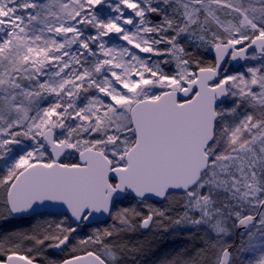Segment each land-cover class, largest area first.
I'll use <instances>...</instances> for the list:
<instances>
[{
  "label": "snow or ice",
  "instance_id": "6c2138e0",
  "mask_svg": "<svg viewBox=\"0 0 264 264\" xmlns=\"http://www.w3.org/2000/svg\"><path fill=\"white\" fill-rule=\"evenodd\" d=\"M0 169V264H264V0H0Z\"/></svg>",
  "mask_w": 264,
  "mask_h": 264
},
{
  "label": "rangeland",
  "instance_id": "374dc122",
  "mask_svg": "<svg viewBox=\"0 0 264 264\" xmlns=\"http://www.w3.org/2000/svg\"><path fill=\"white\" fill-rule=\"evenodd\" d=\"M230 71H239V70H243L242 68V64L239 65L238 67L235 66L234 64H232L229 68ZM0 171H2V169H0ZM135 202L133 200H131L130 198L128 199H121V205L122 206H129L131 204H134ZM151 203L155 204L156 207H160V208H166L167 206L164 204V202H160V201H151ZM141 211H145V209L141 208ZM50 212H43V214L45 216H47V214ZM171 215H174V213H170ZM36 218H42V217H36ZM32 223V218H16L14 220L8 221V222H0V232L2 231H8V230H13V229H25L28 228L30 226V224ZM113 224V221L111 219H107L106 221H104L103 223H95V224H91L89 227H86L84 229V232H89L91 230L92 227H106V226H110ZM166 224V225H165ZM168 229L167 231L162 232V234L160 233V227L157 229H154L152 231L149 230H138L141 232H143V236L146 235H150V244H151V250L147 253V255L143 256V257H138V259H142L143 264H159V261L162 258V255L159 256L157 254V250L156 248H158V244H163L162 242L158 243V238L163 237L165 238L169 243H167V247L165 249H170L173 248V246H180L182 245V243L184 241H186V238H188V232L187 229L183 230V228L179 229V231H177V229H175L174 227H172L167 221H165L163 223L162 226H164ZM137 231V232H138ZM159 231V233H158ZM148 233V234H147ZM83 234V233H81ZM134 234V233H132ZM139 235V234H138ZM137 237V236H136ZM156 238V239H154ZM165 240V241H166ZM190 240V239H189ZM198 246L199 247L200 244L197 241ZM189 244V241H187V245ZM182 247L180 248H176L174 250L171 251V253L167 254L166 256H169L177 251H179ZM164 251V250H163ZM165 252V251H164ZM51 255H54L57 259H60V255L57 252H52L50 253ZM161 254V253H160ZM164 256V257H166Z\"/></svg>",
  "mask_w": 264,
  "mask_h": 264
},
{
  "label": "trees",
  "instance_id": "16d2710c",
  "mask_svg": "<svg viewBox=\"0 0 264 264\" xmlns=\"http://www.w3.org/2000/svg\"><path fill=\"white\" fill-rule=\"evenodd\" d=\"M69 159H71V160H75L76 158L75 157H71V158H69ZM166 225V224H165ZM165 225L164 226H161L160 227V233L162 234V232H164V228H166L165 227ZM187 229V231L188 232H186V233H190V232H192V229H190V228H183V230H186ZM159 231H158V233H159ZM143 232H141L140 233V231H138V232H136V233H134V234H128L126 237H125V239H127V240H129V241H132V242H134V241H137V240H139V241H148V242H150L149 240H150V235H146L145 234V236H143V234H142ZM139 234V235H138ZM148 234V233H147ZM137 236V237H136ZM154 239H156V238H154ZM158 240V243L159 242H162L163 244H158L159 246H158V248H156V250H157V254L159 255V256H161L162 255V257H164V256H166L167 254H169V253H171V251L172 250H174V249H176V248H180V247H185V246H187V247H191L192 246V241L191 240H189V238H186V241H184L183 243H182V245H180V246H173V248H170V249H165L166 247H167V243H169L165 238H163V237H160V238H158L157 239ZM166 240V241H165ZM187 241H189V244L187 245ZM196 246H198V243H196ZM165 252H164V251ZM161 253V254H160Z\"/></svg>",
  "mask_w": 264,
  "mask_h": 264
},
{
  "label": "water",
  "instance_id": "95a60500",
  "mask_svg": "<svg viewBox=\"0 0 264 264\" xmlns=\"http://www.w3.org/2000/svg\"><path fill=\"white\" fill-rule=\"evenodd\" d=\"M233 64L235 66H237V67L239 65H241V63H238V62H233ZM121 199H123V197ZM61 211H63V209L61 207H59L58 205H56V204H48V205H46L44 207L37 208V210H36L37 213H43V212L59 213ZM107 219H108L107 216L98 217L96 220H93L92 221V224L100 223V221L104 222Z\"/></svg>",
  "mask_w": 264,
  "mask_h": 264
},
{
  "label": "flooded vegetation",
  "instance_id": "af4514ba",
  "mask_svg": "<svg viewBox=\"0 0 264 264\" xmlns=\"http://www.w3.org/2000/svg\"><path fill=\"white\" fill-rule=\"evenodd\" d=\"M59 255H60V257L62 256V254L61 253H58Z\"/></svg>",
  "mask_w": 264,
  "mask_h": 264
}]
</instances>
